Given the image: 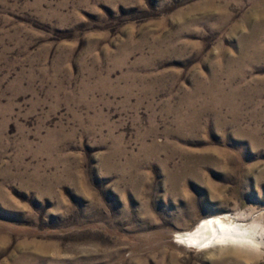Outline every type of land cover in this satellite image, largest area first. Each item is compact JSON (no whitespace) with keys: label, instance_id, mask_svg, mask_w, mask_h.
<instances>
[{"label":"rangeland","instance_id":"1","mask_svg":"<svg viewBox=\"0 0 264 264\" xmlns=\"http://www.w3.org/2000/svg\"><path fill=\"white\" fill-rule=\"evenodd\" d=\"M0 264H264V0H0Z\"/></svg>","mask_w":264,"mask_h":264},{"label":"bare ground","instance_id":"2","mask_svg":"<svg viewBox=\"0 0 264 264\" xmlns=\"http://www.w3.org/2000/svg\"><path fill=\"white\" fill-rule=\"evenodd\" d=\"M219 219L221 221V223L227 225L228 227L230 228H233L234 226V230L232 231L231 235L239 238V239H243V240H246L247 238H250L252 236H249L250 234H248L247 232L243 231V229H240V227H238V225H235L232 221L230 222H227L226 220H224V218L222 217H215V216H209V217H206L204 220H202V222H199L198 225L192 229L191 231L188 230V232H184V233H180L178 236L179 240L180 241H184V243H188V240L189 238H192V239H195L198 241L197 244H194V245H202V244H208V241L209 240H214L213 238V234L212 232L209 230V231H204L200 226L201 224L205 223V221H208V220H212V221H215ZM213 227L214 228H217V234L219 235V228L217 225H215V223H213ZM199 232V235H197V233ZM240 233H246L247 235L245 236H240ZM189 244V243H188ZM190 245V244H189Z\"/></svg>","mask_w":264,"mask_h":264},{"label":"snow or ice","instance_id":"3","mask_svg":"<svg viewBox=\"0 0 264 264\" xmlns=\"http://www.w3.org/2000/svg\"><path fill=\"white\" fill-rule=\"evenodd\" d=\"M213 223H215V225L218 226L219 228V235L217 234V228L213 227ZM204 231H211L213 234V238L215 240V242L217 244H238L240 243L243 239H239L233 235H231L232 231L234 230V226L233 228L228 227L227 225L221 223V221L219 219L212 221V220H208L205 221V223L201 224L200 226ZM197 235H199V232L197 233ZM190 239V238H189ZM196 243H189L190 245H194L197 244ZM208 245H205L204 247H207Z\"/></svg>","mask_w":264,"mask_h":264},{"label":"clouds","instance_id":"4","mask_svg":"<svg viewBox=\"0 0 264 264\" xmlns=\"http://www.w3.org/2000/svg\"><path fill=\"white\" fill-rule=\"evenodd\" d=\"M245 235H247V234L246 233H240V236H245ZM196 242H198V241L195 240V239H192V238H190L188 240V243H196ZM213 242H214L213 240H209L208 241V244H211ZM240 243L250 244V245H253L256 248H259L260 247V245L259 244H255L254 243V240H252V239L242 240ZM208 244H202L201 247H204L205 245H208Z\"/></svg>","mask_w":264,"mask_h":264}]
</instances>
